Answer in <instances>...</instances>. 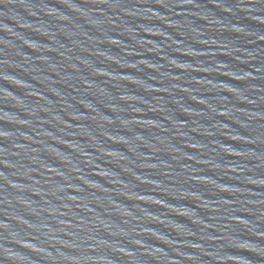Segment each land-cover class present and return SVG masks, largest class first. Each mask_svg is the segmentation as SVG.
<instances>
[{
  "label": "water",
  "instance_id": "obj_1",
  "mask_svg": "<svg viewBox=\"0 0 264 264\" xmlns=\"http://www.w3.org/2000/svg\"><path fill=\"white\" fill-rule=\"evenodd\" d=\"M0 264H264V0H0Z\"/></svg>",
  "mask_w": 264,
  "mask_h": 264
}]
</instances>
